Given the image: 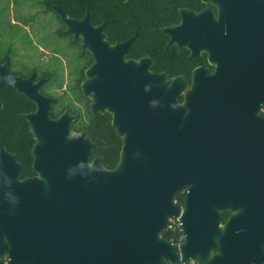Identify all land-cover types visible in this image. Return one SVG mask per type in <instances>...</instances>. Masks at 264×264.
Instances as JSON below:
<instances>
[{"label": "water", "instance_id": "obj_1", "mask_svg": "<svg viewBox=\"0 0 264 264\" xmlns=\"http://www.w3.org/2000/svg\"><path fill=\"white\" fill-rule=\"evenodd\" d=\"M202 1L218 20L183 10L182 25L164 29L169 45L190 59L207 52L216 66L195 70L192 83L152 73L149 58L126 62L136 37L112 45L89 9L76 19L54 6L65 34L94 56L81 89L123 142L112 170L93 158L89 133L74 130L78 115L52 118L47 78L0 63V91L36 106L23 118L37 175L22 179L1 145L0 264H264V0ZM171 220L179 244L161 238Z\"/></svg>", "mask_w": 264, "mask_h": 264}, {"label": "trees", "instance_id": "obj_2", "mask_svg": "<svg viewBox=\"0 0 264 264\" xmlns=\"http://www.w3.org/2000/svg\"><path fill=\"white\" fill-rule=\"evenodd\" d=\"M47 6L54 11V6H60L72 18L81 19L89 9L94 16V24L100 25L106 22V34L108 40L116 42L125 40L138 33L132 57L139 59L146 55L156 59L155 72L168 71L171 77L182 74L191 75L197 66L196 62L186 60L183 56L172 53L173 49L162 48L165 39L160 36L157 22L171 23L177 18L178 8L188 7L191 1L187 0H47ZM5 60L0 63H4ZM12 74L14 72L10 66ZM26 76L25 74H23ZM42 94L48 95L46 86ZM36 106L24 95H20L12 87H4L0 91V147L5 146L7 150L18 156V161L24 165V178L33 175L32 150L35 145L28 122L23 118L24 114L34 112ZM63 114L56 107L52 112V118H58ZM80 115V114H79ZM84 115L90 119L89 125L83 122V116L73 127L77 133L87 130L92 142L96 145L94 156H101L103 165L112 170L120 161L122 140L111 128L108 116H99L96 119L90 117L89 112ZM175 200L183 206L185 194L177 195ZM230 214H224V222ZM175 244L183 240L181 228L177 225L174 229L162 234Z\"/></svg>", "mask_w": 264, "mask_h": 264}, {"label": "rangeland", "instance_id": "obj_3", "mask_svg": "<svg viewBox=\"0 0 264 264\" xmlns=\"http://www.w3.org/2000/svg\"><path fill=\"white\" fill-rule=\"evenodd\" d=\"M46 3L0 0V60L8 62L14 72L50 76L46 90L58 100L56 109L76 112L86 122L81 86L91 57L83 52L81 41L65 34L60 16Z\"/></svg>", "mask_w": 264, "mask_h": 264}, {"label": "flooded vegetation", "instance_id": "obj_4", "mask_svg": "<svg viewBox=\"0 0 264 264\" xmlns=\"http://www.w3.org/2000/svg\"><path fill=\"white\" fill-rule=\"evenodd\" d=\"M151 1H156V0H151ZM187 1H191V5H189L188 7H183V8L180 7V8H178V10H177V18H176V20L172 21L171 23H167V24H164V23H162L161 21H158V22H157V25H158V30H159V32H160V36H162V38L165 39V41H166V42H164V45L162 46V48H165V49H170V48H172V49H173V52H172V53H174V55H175V54L181 55V56H183L186 60L191 61V62H196V63H197V66L192 70V73H191L190 76L187 75V74L179 75V76H185V77L187 78V80H188L190 83H192L193 73H194L195 70L200 69V68H204V69L209 70L211 73H214L215 70H216V66L213 65V64L210 62V56H209V54H208L207 52H203L199 58H196V59H190V57H191L192 54H191V51H190L188 48H184L182 51H180V49H179L178 46H176V45H169V43H170V41H171V37H170L168 34H166V33L164 32V29H166V28H170V27H173V26H180V25H182L183 20H182V16H181V11H183V10L192 11V12H194V13H196V14H200V13L206 11V10H210V11L214 12V14H215L217 20H218V10H217V8H216L214 5H212V4H206V3H204L202 0H187ZM90 12H91V11H90ZM81 19H82V18H81ZM103 24H105V31H104V33L106 34V22H104V23H102V24H100V25H95V24H94V16H93V25H94L95 27L101 26V25H103ZM106 36H107V34H106ZM138 36H139V34H138V33H135L134 35L130 36L129 38H127V39H125V40H117V41L114 42V43L111 42L110 40H108V36H107L106 39H107V41H108L109 43H111L112 45H116L117 43H123V42H126V41L130 40V39L133 38V37H136L135 42H134V45H133V48H132L130 54L125 58L126 62L131 61V60H134V61H136V62H139V61H141L142 59L149 58V59L153 60V62H154L153 65H152L151 68H150V70H151L152 73H154V74H163V73H166V74L169 76L170 79H171V78H174V77H171V75H170V73H169L168 71L155 72V71H154V67L156 66V59L152 58L151 56L146 55V56L141 57V58H139V59H136V58H133V57H132V53H133V50H134V48H135V45H136V41H137V39H138ZM71 37L74 38L73 36H71ZM81 40H82V39H81ZM81 40H79V42H80ZM74 41H75V39H74ZM81 47H82V46H81ZM84 53H85V54H88V55L91 57V63L88 65V67H87V69H86V79L82 82V84L87 80V72L90 70V68L93 66V64H94V62H95V61H94V56H93L92 53H90L88 50L85 51ZM1 64H3V63H1ZM19 73H21V72H19ZM14 75H15V74H14ZM25 75H26V76H24L23 73H22V74H16V76H22L23 78H30L31 76L35 75V76H36V82H38V81H40V80H42V79H44V78H47V82H46V84H44V86H43V88H42V91H43V89L45 88V86H47V85L49 84V81L51 80V79H50V76L45 75V74H44L43 76H40V75L37 74L36 72H30V73H27V74H25ZM179 76H176V77H179ZM45 96H46V95H45ZM47 97H50V98H52V99H55V98H53V97H51V96H49V95H47ZM83 97H84V96H83ZM55 100H57V99H55ZM85 101H86V103H87L86 111H85V112H89V113H90L89 118H90V117H93L94 119H96V118L99 117V116H105V117H106V116L109 114V116H111V118L109 117L108 120L111 121V128H112V130H114L115 133H116V129H115L114 126L112 125V122H113V116H112L110 113H106V114H100V115H98L97 117H94L93 114H92V112H91V109H90L91 101H90L89 99H87V98H85ZM180 102L183 103V99H180ZM57 103H58V100H57L56 104L53 106V110H54V108L56 107ZM34 105H35V104H34ZM53 110H52V112H53ZM35 111H36V110H35ZM35 111H34V112H35ZM52 112H51V116H52ZM69 112H70L72 115H78V120L76 121V122H78L81 116H80L79 114H77L76 112H75V113H74V112H71V111H69ZM31 113H32V112H31ZM63 113H64V112H63ZM261 116H262V118L264 119V107H263L262 110H261ZM84 117L88 119V117H86L85 115H84ZM53 119H56V118H53ZM89 120H90V119L86 120V122H85L84 119H83V122H84L85 124L89 125V124L91 123ZM76 122H75V123H76ZM75 123H74V124H75ZM85 131H87V130H82V131H80V132H85ZM87 132H88V131H87ZM94 151H95V150H94ZM97 157H101V156H94V152H93V158H97ZM101 158H102V157H101ZM102 162H103V159H102ZM23 166H24V165H23ZM32 171H33V167H32ZM24 173H25V168H24ZM24 173H23V175H22V179L33 178V177H36V176H37V175L33 172V175H32V176L24 178V177H23V176H24ZM182 193H184V192H182ZM182 193H180V194H182ZM180 194H179V195H180ZM184 194H185V193H184ZM175 198H176V197H175ZM175 202L178 204V202H177L176 200H175ZM178 205H179V204H178ZM184 205H185V201H184ZM184 205H183V206L180 205V206H181V207H184ZM170 226H171V223H170V225H169V230H170ZM169 230H168V231H169ZM168 231H167V232H168ZM162 234H163V233H162ZM162 234H161V238L163 239Z\"/></svg>", "mask_w": 264, "mask_h": 264}, {"label": "built area", "instance_id": "obj_5", "mask_svg": "<svg viewBox=\"0 0 264 264\" xmlns=\"http://www.w3.org/2000/svg\"><path fill=\"white\" fill-rule=\"evenodd\" d=\"M170 223H171L170 230L174 229V226H175V225H177L178 227L181 228V226H180L178 220H171ZM189 264H195V263H194V262H191V263H189Z\"/></svg>", "mask_w": 264, "mask_h": 264}]
</instances>
